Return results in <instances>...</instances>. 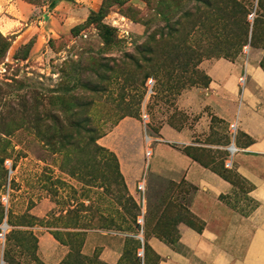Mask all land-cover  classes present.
Instances as JSON below:
<instances>
[{"label":"rangeland","instance_id":"obj_1","mask_svg":"<svg viewBox=\"0 0 264 264\" xmlns=\"http://www.w3.org/2000/svg\"><path fill=\"white\" fill-rule=\"evenodd\" d=\"M50 1L0 0V264H110L108 248L116 263L155 264L146 237H174L178 222L192 221L179 199L189 188L146 170L162 124L185 131L190 156L248 188L222 165L226 127L198 130L176 100L206 85L202 61L230 59L240 39L234 59L252 29L249 53L263 58L264 0L261 9L258 0ZM142 196L140 226L131 206ZM53 231L74 233L75 247Z\"/></svg>","mask_w":264,"mask_h":264},{"label":"crops","instance_id":"obj_2","mask_svg":"<svg viewBox=\"0 0 264 264\" xmlns=\"http://www.w3.org/2000/svg\"><path fill=\"white\" fill-rule=\"evenodd\" d=\"M249 52L250 46L246 54L240 53L233 60L202 61L207 84L181 92L176 100L178 108L197 116L198 130L213 123V127L224 125L228 132V125L236 124L234 144L238 151L231 169L249 189L241 190L211 165L204 166L186 155L182 146L190 140L185 131L162 124L146 170L173 185L189 188L185 198L180 195L179 199L185 201L199 229L180 221L173 239L148 235L146 243L157 257L155 264H264V71L259 65L261 53ZM240 76H244L242 84ZM228 142L229 138L218 145L224 152L223 162ZM95 237L86 234L85 254L93 252ZM118 257L116 248L101 253L110 264Z\"/></svg>","mask_w":264,"mask_h":264},{"label":"trees","instance_id":"obj_3","mask_svg":"<svg viewBox=\"0 0 264 264\" xmlns=\"http://www.w3.org/2000/svg\"><path fill=\"white\" fill-rule=\"evenodd\" d=\"M58 0H51L50 1V3H49V6H53L54 4H55V2H57ZM263 0H258V6H259V8L261 9L262 8V6H263ZM254 15H256V12L254 13ZM254 18H255V16H254ZM254 18H253V21H254ZM247 21V20H246ZM248 22V21H247ZM249 23V22H248ZM253 23V22H252ZM253 33H254V29H252V36H251V39L249 38L248 40H247V38H245V39H243V42H244V44L246 45V44H249V46L251 45V40H254V36H253ZM262 41V43L264 44V38L263 37H259L258 39H256V42H261ZM240 42V39L239 40H237V41H235L234 43L235 44H233L232 46H230V48H228L229 49V53L227 54V56L230 58V59H228V60H233L232 59V54H235L236 53V49L238 48L237 47V45H238V43ZM259 65H260V67L262 68V70L264 71V56H263V58L260 60V62H259ZM207 80H208V78H207ZM207 84V83H206ZM86 131H90L89 129H86ZM89 138H91V139H93V141L95 140V137H90L89 136ZM183 151H184V153L186 154V155H188V156H190L188 153H187V151H185V149L183 148L182 149ZM191 158H193L192 156H190ZM194 160H196V161H198V162H200L199 160H197V159H195V158H193ZM200 163H202V162H200ZM204 166H207V164H205V163H202ZM212 167V166H211ZM223 167H224V165H223ZM213 168V167H212ZM225 168V167H224ZM226 169H228V168H226ZM231 169V168H230ZM218 171V170H217ZM218 173L224 178V179H226V180H228V181H230L231 182V180H230V178L224 173V172H220V171H218ZM235 175H237V173H235ZM238 176V175H237ZM239 177V176H238ZM240 178V177H239ZM241 179V178H240ZM242 180V179H241ZM243 181V180H242ZM244 182V181H243ZM232 183V182H231ZM233 184V183H232ZM245 189H249V186H248V188H245ZM244 189V190H245ZM131 208L133 209H135V212L133 213V220L134 221H136V218H137V216L140 214V211H141V208H140V205L135 201L134 203H133V205L131 206ZM186 211H188L187 210V208H186ZM132 213V212H131ZM187 213H189V211L187 212ZM190 214V213H189ZM191 216V215H190ZM144 217H145V214H144ZM191 219H192V221H188V224H190V225H192L193 227H196L197 229H199V226H197L196 225V223L193 221L194 219H193V217L191 216ZM137 223V222H136ZM52 233V235L54 236V238L56 239V240H58L59 242H61V243H63V241H66V242H68L69 244H70V247L72 248V247H75V243H71L70 242V240L72 239V237H73V235H74V233H71V232H60V231H53V232H51ZM64 237H66V239L67 240H65V238ZM162 237H164V238H166V239H173L174 237H165V236H162ZM127 244H128V242H126L125 244H124V247H125V249H124V253H126V249H127ZM82 245H83V243L82 242H79V245H78V249H80V248H82ZM145 247H146V249H149V247H148V245H147V243H146V245H145ZM145 247H143L144 249H145ZM143 251L144 250H142V253H143ZM79 252H80V250H79ZM78 253V252H77ZM70 257H72L71 256V254H70ZM5 259V258H4ZM6 264H7V262H5ZM116 264H121L120 263V261H118Z\"/></svg>","mask_w":264,"mask_h":264},{"label":"built area","instance_id":"obj_4","mask_svg":"<svg viewBox=\"0 0 264 264\" xmlns=\"http://www.w3.org/2000/svg\"><path fill=\"white\" fill-rule=\"evenodd\" d=\"M253 15H254V12L252 13V15H248V18L250 20H252L253 19ZM248 50H249V44H246V45L243 46L241 53L246 54L248 52ZM238 81H239L240 84H242L243 81H244V76H240L239 79H238ZM152 86H153L152 80H149L148 79L146 81V87H147V94L148 95H150V93L152 92L151 91ZM140 117H141L142 122L144 124H146V122L148 121V115L145 112L144 106L142 107ZM228 134H229V142H228V144L225 147V149L227 151V157L225 158V160L223 162V165H224L225 168L230 169L231 166H232V158L235 155V153L238 151V148L234 144V140H235V137H236V134H237V126H236V124L234 122L233 123H230L228 125ZM147 138L148 137L145 135V137H144L145 142H146ZM147 149H148V147L146 148V152L145 153H146L147 156H150L151 155V149H150V152ZM10 171H11L10 170V165H8V172H10ZM137 184H138L137 185L138 189H140V190H142V192H144L143 184H140V183H137ZM144 200L145 199L142 196L141 202H138L137 201V203L140 205L141 211H140V214L136 218V222L140 226H142L143 225V222H144V214H145V209H144L145 204H144ZM138 255L141 256L139 254V252H138Z\"/></svg>","mask_w":264,"mask_h":264},{"label":"bare ground","instance_id":"obj_5","mask_svg":"<svg viewBox=\"0 0 264 264\" xmlns=\"http://www.w3.org/2000/svg\"><path fill=\"white\" fill-rule=\"evenodd\" d=\"M149 141H150V137L147 138L146 142L149 143ZM147 150L150 152V148H148ZM0 228L2 229V231L5 230L6 224H2ZM139 239H141V238L139 237ZM139 253H141V252H139Z\"/></svg>","mask_w":264,"mask_h":264},{"label":"water","instance_id":"obj_6","mask_svg":"<svg viewBox=\"0 0 264 264\" xmlns=\"http://www.w3.org/2000/svg\"><path fill=\"white\" fill-rule=\"evenodd\" d=\"M3 224H6L5 222H3ZM2 263V260L0 261Z\"/></svg>","mask_w":264,"mask_h":264}]
</instances>
